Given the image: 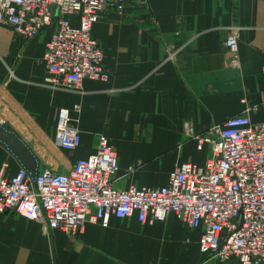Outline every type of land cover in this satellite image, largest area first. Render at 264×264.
<instances>
[{
	"label": "crops",
	"instance_id": "1",
	"mask_svg": "<svg viewBox=\"0 0 264 264\" xmlns=\"http://www.w3.org/2000/svg\"><path fill=\"white\" fill-rule=\"evenodd\" d=\"M76 24V17H71ZM239 38V68H229L223 42ZM49 29L29 41L0 24V119L34 151L43 166L66 171L107 136L118 158L117 188L159 187L183 161L203 166L207 148L187 138L212 123L248 114L264 122V0H133L121 14L103 11L91 28L109 81H82L80 90L45 81L42 55ZM79 103V111L73 110ZM59 108L80 130L77 150L54 144ZM7 173L20 167L0 145ZM39 168V169H40ZM199 228L172 213L141 223L137 213L85 222L76 238L11 210L0 215V264H238L208 259Z\"/></svg>",
	"mask_w": 264,
	"mask_h": 264
},
{
	"label": "built area",
	"instance_id": "2",
	"mask_svg": "<svg viewBox=\"0 0 264 264\" xmlns=\"http://www.w3.org/2000/svg\"><path fill=\"white\" fill-rule=\"evenodd\" d=\"M133 0H0V24L29 41L49 29L42 60L45 81L80 90L84 79L107 82L104 53L91 36L100 14H121ZM76 17V24L71 17ZM227 66L239 68V38L228 32L223 42ZM76 103L73 110L79 111ZM187 138L207 148L203 166L179 163L159 187L117 188L116 151L103 134L95 151L76 159L68 170L43 166L33 186L23 169L9 175L0 164V215L11 210L40 225L44 235L60 230L76 238L85 222L107 226L109 218L137 213L141 223L165 221L173 214L188 228L201 230L199 250L206 258L238 264H264V122L248 114L214 122L203 133L184 124ZM54 144L77 150L81 135L70 110L59 108Z\"/></svg>",
	"mask_w": 264,
	"mask_h": 264
},
{
	"label": "water",
	"instance_id": "3",
	"mask_svg": "<svg viewBox=\"0 0 264 264\" xmlns=\"http://www.w3.org/2000/svg\"><path fill=\"white\" fill-rule=\"evenodd\" d=\"M0 145L7 150L29 175L33 186L40 168V160L31 147L0 119Z\"/></svg>",
	"mask_w": 264,
	"mask_h": 264
}]
</instances>
